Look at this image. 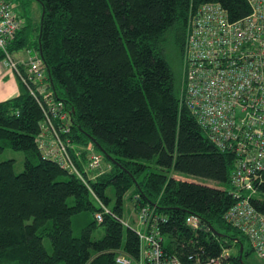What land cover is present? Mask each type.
<instances>
[{"label": "trees", "instance_id": "obj_1", "mask_svg": "<svg viewBox=\"0 0 264 264\" xmlns=\"http://www.w3.org/2000/svg\"><path fill=\"white\" fill-rule=\"evenodd\" d=\"M34 1L41 8L36 36L30 38L32 21L18 16L23 25L7 51L33 50L42 60L47 90L69 114V135L59 132L60 137L85 147L81 162L70 150L78 169L87 165L86 148L91 145L110 170L93 182L95 173L83 172L89 189L57 162L44 158L38 140L48 145L52 136L43 132L41 106L19 81V95L0 102V154L10 149L24 155L19 174L14 160L0 161V264H117V257L135 262L140 252L137 233L150 229L154 217L166 258L181 264L213 258L247 264L245 258L253 252L247 238L224 220L236 202L231 189L170 175H191L232 188L236 156L219 150L187 108L163 43L173 32L174 48L182 52L190 17L202 4L219 3L233 22L249 15L248 2ZM4 59L0 51V62ZM53 122L59 129L57 119ZM108 188L114 190L112 209ZM129 191L137 228L122 218L123 197ZM255 192L264 195V171ZM250 202L264 216V200ZM143 209L147 225L139 219ZM190 215L199 218L198 229L186 223ZM98 227L104 230L102 237L93 236ZM234 248L235 254L223 255Z\"/></svg>", "mask_w": 264, "mask_h": 264}, {"label": "built area", "instance_id": "obj_2", "mask_svg": "<svg viewBox=\"0 0 264 264\" xmlns=\"http://www.w3.org/2000/svg\"><path fill=\"white\" fill-rule=\"evenodd\" d=\"M248 16L230 21L219 3H205L194 10L189 20L185 42L184 102L210 141L222 152L236 156L231 175V196L236 200L224 214V220L237 228L248 240L257 257L264 260V216L251 205L256 180L264 171V0H246ZM11 0H0V51L5 59L0 62L14 72L29 93L41 106L45 125L52 140L46 145L38 140V150L44 158L57 162L80 179L88 188L84 173L100 174L102 157L87 147L88 163L80 171L72 158L74 151L68 139L69 114L62 102L53 100L47 90L43 62L29 54L14 60L7 47L14 40L23 22L14 15ZM53 119L60 123L59 129ZM79 162L77 152L74 153ZM84 172V173H83ZM90 177V180L92 178ZM90 189V188H89ZM98 201V200H97ZM100 204V202L98 201ZM101 205V204H100ZM105 213L108 209L101 205ZM102 220L101 214L96 215ZM140 222L147 225L148 215L143 209ZM192 229L200 227L194 215L186 219ZM154 217L147 231L137 233L140 240L139 259L117 257V264H181L176 258H166ZM192 264H229L222 258L205 261L196 259Z\"/></svg>", "mask_w": 264, "mask_h": 264}, {"label": "rangeland", "instance_id": "obj_3", "mask_svg": "<svg viewBox=\"0 0 264 264\" xmlns=\"http://www.w3.org/2000/svg\"><path fill=\"white\" fill-rule=\"evenodd\" d=\"M11 2L15 5L14 9V15L16 16H23L24 18H29L32 21V28L30 29V38H33L36 36V27L39 23V18H40V13H41V8L40 4L34 0H11ZM186 42V41H185ZM185 49V48H184ZM25 51V50H24ZM29 54H33V50H29ZM163 51L164 54L169 61L175 75L177 78V85L180 91V96L184 100V93L183 89L185 87V73H186V63H185V52L184 50L182 52H179L175 50L174 45H173V32H168L165 37H164V43H163ZM27 53V52H26ZM24 52H15L13 54H10L12 56V59L16 60L19 58H26L27 54ZM7 67L4 65H1L0 63V71L3 72ZM9 70V69H8ZM12 72L11 70H9ZM14 74V72H12ZM14 76L17 78V76L14 74ZM19 82V80H18ZM15 86V85H14ZM7 99L0 98V102H4ZM74 146V151L73 154L77 152L78 158L82 160V156L84 155V146L80 145H73ZM87 147H91V145H87ZM74 157L77 160V157L74 155ZM6 160H14V172L16 174H19L23 171L24 167V155L22 152L19 151H13L10 149L5 150L2 154H0V161H6ZM81 162V161H79ZM110 170L109 165L106 162H101V170L100 174H104ZM170 175L174 176L176 179H180L183 181H190V182H197L202 183V184H207L213 187H218L226 190H230L231 188L229 186H224L219 183L210 181V180H205L202 178L194 177L191 175H186V174H181V173H171ZM92 182L95 180L93 177ZM216 185V186H214ZM131 192L129 191L128 193L125 194L123 197V213H122V218L125 223L132 225L134 228H137V222L132 221V217L136 216V213H134L133 208H132V201L130 200ZM107 196L110 198V203L108 205V209H112L114 207L115 203V196H114V190L112 188H108L106 192ZM253 198L264 200V195L260 193H253L252 194ZM69 203H72V200L69 201ZM88 218H92L90 215H87ZM136 219V217H133V219ZM77 221L78 217L73 218V229L74 233L78 234V228H77ZM104 234L103 228L98 227L97 230L93 233L94 237H102ZM236 253V248L230 249L229 251H226L223 255L226 257H230L231 254ZM245 261L247 264H264V260L260 259L259 257L256 256L254 252H252L249 256L245 258ZM7 264H17V263H7Z\"/></svg>", "mask_w": 264, "mask_h": 264}, {"label": "crops", "instance_id": "obj_4", "mask_svg": "<svg viewBox=\"0 0 264 264\" xmlns=\"http://www.w3.org/2000/svg\"><path fill=\"white\" fill-rule=\"evenodd\" d=\"M18 95H19L18 79L14 76L12 72L8 70V68L5 69L3 72L0 71V98L10 99Z\"/></svg>", "mask_w": 264, "mask_h": 264}, {"label": "water", "instance_id": "obj_5", "mask_svg": "<svg viewBox=\"0 0 264 264\" xmlns=\"http://www.w3.org/2000/svg\"><path fill=\"white\" fill-rule=\"evenodd\" d=\"M43 14H44V10L42 9V16H43ZM42 25V19H41V23H40V26ZM39 54H40V56H41V51H39ZM47 72H48V69H47ZM102 154H104V152L100 149L99 150ZM214 234H216V235H219L218 233H216V232H214ZM220 236V235H219ZM242 255H243V245L242 244H240V247H239V260L242 262Z\"/></svg>", "mask_w": 264, "mask_h": 264}]
</instances>
